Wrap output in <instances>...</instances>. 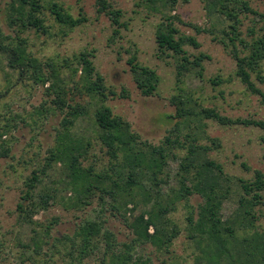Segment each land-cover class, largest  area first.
I'll use <instances>...</instances> for the list:
<instances>
[{"label": "trees", "instance_id": "1", "mask_svg": "<svg viewBox=\"0 0 264 264\" xmlns=\"http://www.w3.org/2000/svg\"><path fill=\"white\" fill-rule=\"evenodd\" d=\"M204 1L209 15L219 14L225 20L226 27L222 30L224 36L220 41L227 46V41H230L234 47L232 54L237 64V77L248 91L261 96L264 103V91L258 87L253 77L255 75L264 82V28L262 34L254 37L251 43L242 39L240 31L241 14H256L257 11L246 0ZM148 2L151 8L162 12L156 28L158 51L161 56L172 55L176 59L177 68L178 93L172 97L177 111L173 117L178 119L177 128L170 131L158 145L144 140L133 129L130 121L116 114L106 104L109 98L118 93L107 85L104 75L97 70L91 50L84 49L72 57L62 59L55 56L43 62L29 50L28 39L22 36L29 29H34L38 34L51 35L55 23L60 28L59 32L67 36L87 20L85 13L75 16L56 0H11L5 14L10 26L17 29L18 35L14 38L0 32V52L8 56L10 68L20 71L37 84L46 86L49 83L46 88L51 99L46 100L39 108V116H46L54 110L66 113L56 145L49 150L44 166L38 171L34 170L32 177L26 180L27 189L23 197L25 202L18 205L20 215L24 222L32 226L37 224L35 214L48 209L51 200L57 195L56 189L39 190V184L50 168L61 164L66 170V176L63 177L64 189L73 196L68 198L69 207L83 210L99 195L104 209L106 198L110 197L116 203L112 204L114 209L120 207L124 210V225L133 234L130 242L120 246L115 233L106 227V221L102 217H86L77 228L69 253V264L82 263L94 252L97 247L94 242L100 237L106 243L101 264H154L151 255L136 256L134 250L137 246L151 244L160 253L169 251V247L182 232L169 214L181 202L187 208L188 237L195 240L200 253L197 263L264 264V230L261 231L258 224L264 214L257 208L264 206V173L256 170L254 179L234 178L225 172L221 163L210 158L208 153L212 147L201 143L202 138H207L213 145H220L219 139L208 135L205 120L217 121L222 125H255L263 129L264 120L228 117L216 107L205 106L192 90L186 89L187 74L196 68L204 71V60L209 56L205 53L193 56L185 48L189 44L199 47L200 43L196 37L183 34L177 25L183 21L179 15L172 14L171 10H175L179 0ZM97 4L98 12H103L111 19L113 34L110 41L116 42L122 36V29L127 27L123 11L108 0H98ZM47 10L54 19V24L48 23ZM195 28L202 31L200 27ZM4 38H10L11 42L4 44ZM238 43L248 49L246 55L240 54ZM129 64L141 93L145 96L154 95L160 82L156 70L141 64L136 54L130 57ZM211 80L215 85L223 82L221 77ZM76 94L87 95L99 103L95 121L100 130L98 137L101 148L109 156L110 162L105 171L98 172L94 164L87 167L83 165L94 143L71 134L69 126L84 111V106L80 103H72ZM48 102L56 107L46 106ZM9 130L7 128L5 131ZM177 147L187 149V153L180 160L178 186L166 191L162 187L167 182L164 181L165 167L170 158L177 157ZM9 153L10 148L2 149L4 156ZM194 194L203 198L196 206L190 203ZM233 197L237 199V207L224 219V202ZM148 206L151 207L147 209ZM138 207L143 209L133 217L127 216L128 212L134 213ZM32 229L38 233L34 227ZM33 239L35 250L41 248L40 241L35 237ZM109 254L111 259L107 261ZM162 264L166 262L163 261Z\"/></svg>", "mask_w": 264, "mask_h": 264}, {"label": "rangeland", "instance_id": "2", "mask_svg": "<svg viewBox=\"0 0 264 264\" xmlns=\"http://www.w3.org/2000/svg\"><path fill=\"white\" fill-rule=\"evenodd\" d=\"M47 1L49 0H45ZM56 1L75 16L85 13L87 20L67 36L59 32L60 28L56 23L51 29V35L38 34L34 29L23 32L22 36L28 39L29 50L43 62L55 56L62 59L72 57L84 49L91 50L97 70L104 75L107 85L118 93L109 98L106 104L116 114L130 121L133 129L144 140L155 145L162 143L170 131L177 128L178 123V119L173 118L177 111L172 102V97L178 93L176 59L172 55L161 56L156 44V28L162 12L151 8L148 0H108L123 11V20L127 23V27L122 29L121 38L111 43L113 24L109 16L98 12V0ZM246 1L257 11L256 14H241V37L251 43L254 37L262 34L264 28V0ZM10 2L11 0H0V32L17 38V29L10 26L5 14ZM171 12L179 15L183 21L177 24L181 32L196 37L200 43L199 47L187 45L185 48L189 54L195 56L205 53L209 56L204 60V71L196 68L187 74L186 89L192 90L205 106L216 107L228 117L264 120L261 96L248 91L236 75L233 45L227 40L228 46L220 41L224 36L222 30L226 27L223 17L219 14L209 15L204 0H179L175 10ZM46 13L48 23L54 24L50 12L47 10ZM196 26L202 31H198ZM10 42V38L3 39L4 44ZM237 47L241 55L247 54L248 49L241 43ZM134 54L141 64L156 70L160 77L154 95L145 96L137 87L129 64V59ZM262 66L264 70V62ZM217 77L223 79L219 85L213 84L211 80ZM253 77L258 87L264 91V82L255 75ZM48 86L49 83L46 86L37 84L20 71L10 68L8 56L0 52V264H69V253L77 228L86 217H102L106 221V227L115 233L120 246L133 238V234L124 225V210L120 207L114 209L112 204L116 203L110 197L106 198L104 209L99 195L83 210L68 206V198L73 196L64 189L63 177L66 176V170L61 164L50 168L39 184V190L56 189L57 195L51 200L48 209L35 214L37 224L32 226L21 217L18 205L25 202L23 197L27 189L26 180L32 177L34 170L38 171L44 166L45 157L49 156V150L56 145L57 135L66 115L65 112L54 110L46 116H39V108L46 100L51 99L46 88ZM50 103L46 106L56 107ZM72 103H80L84 106V111L69 126L71 134L94 143L83 165L87 167L94 164L98 172L107 170L110 166L109 156L101 148L98 137L100 130L95 121L98 101L87 95L76 94ZM205 122L208 125V135L219 139L220 145H213L207 138H202L201 143L212 147L208 153L210 158L221 163L227 174L234 178L254 179L256 170L264 173L263 128L245 124L222 125L209 119ZM7 128H10L8 132L5 131ZM7 147L10 148V153L4 156L2 149ZM175 152L177 157L170 158L165 167L164 181L167 182L162 187L166 191L178 186L179 164L187 149L177 147ZM202 201L199 194L190 198L193 206ZM236 207L235 197L224 202V219ZM257 208L264 214V206ZM142 209L138 207L134 213L128 212L127 216L133 217ZM186 215L184 202L178 203L177 209L169 214L182 229L169 251L160 253L148 244L137 246L135 255H151L154 264H162L163 261L166 264H199L197 259L200 253L195 240L188 237ZM258 224L263 231L264 215ZM33 227L38 233H35ZM34 237L42 246L36 250ZM94 243L97 245L94 252L78 264H101L106 243L103 237ZM108 259H111V254L107 256V261Z\"/></svg>", "mask_w": 264, "mask_h": 264}]
</instances>
